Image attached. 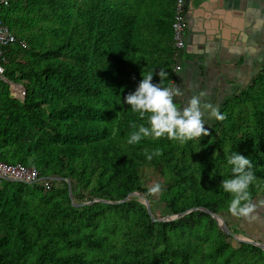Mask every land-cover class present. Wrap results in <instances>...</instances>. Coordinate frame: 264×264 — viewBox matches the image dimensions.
<instances>
[{
  "label": "trees",
  "instance_id": "1",
  "mask_svg": "<svg viewBox=\"0 0 264 264\" xmlns=\"http://www.w3.org/2000/svg\"><path fill=\"white\" fill-rule=\"evenodd\" d=\"M157 1L13 0L1 12L16 38L4 76L22 84L25 96L12 98L0 81V158L61 180L48 190L1 182L0 264H264L260 246L233 247L223 230L204 250L205 228L214 223L207 211L230 212L220 184L231 175L226 149L251 159V199L264 194V68L220 104L225 119L214 120L209 135L126 143L133 123L147 120L124 97L148 71L165 68L164 86L174 78L175 0L161 12ZM146 164L160 184L157 196L144 179ZM66 180L86 194L76 195L80 204ZM133 192L149 201L152 215L135 195L129 199ZM158 203L166 216L193 210L152 220Z\"/></svg>",
  "mask_w": 264,
  "mask_h": 264
},
{
  "label": "crops",
  "instance_id": "2",
  "mask_svg": "<svg viewBox=\"0 0 264 264\" xmlns=\"http://www.w3.org/2000/svg\"><path fill=\"white\" fill-rule=\"evenodd\" d=\"M216 3L239 16L231 19L236 22L234 27L212 33L214 24L208 33L192 32L187 37L183 54H178L180 68L172 79V85L184 93L176 98L182 105L194 93L204 91L205 99L219 108L247 88L264 68V0H216ZM12 87L9 85L10 96L22 101L24 98L12 93Z\"/></svg>",
  "mask_w": 264,
  "mask_h": 264
},
{
  "label": "clouds",
  "instance_id": "3",
  "mask_svg": "<svg viewBox=\"0 0 264 264\" xmlns=\"http://www.w3.org/2000/svg\"><path fill=\"white\" fill-rule=\"evenodd\" d=\"M186 40V38H185ZM154 72L148 71L142 75L135 89L127 93L123 102L146 118V124L133 123V130L127 138L129 145L139 143L143 138H161L176 140L181 144L188 141L201 139L210 133V120H223L222 113L205 97L207 93L199 91L190 96L186 104H181L176 98L184 93L176 85L164 86L163 79L169 72L160 67L158 72L159 81H154ZM20 84V83H19ZM227 164L231 166V175L221 180L220 184L224 192L230 194L228 210L236 216L255 219L253 215L256 205L252 202L250 186L255 180L251 159L239 152H229L227 149ZM155 149L154 153L159 154ZM154 153H147V159L151 160ZM150 191H160V184H155Z\"/></svg>",
  "mask_w": 264,
  "mask_h": 264
},
{
  "label": "rangeland",
  "instance_id": "4",
  "mask_svg": "<svg viewBox=\"0 0 264 264\" xmlns=\"http://www.w3.org/2000/svg\"><path fill=\"white\" fill-rule=\"evenodd\" d=\"M151 1V0H149ZM159 5H155L157 8L156 12L159 11L161 12V8L165 9V10H171V8H173V2L171 0H158L157 1ZM151 4V3H150ZM149 4V5H150ZM6 10V8H3L1 12H4ZM158 14V13H157ZM152 15V18L156 17V14L153 13V11L150 12V16ZM160 17H163L162 14H160ZM144 22V19H143ZM145 25V24H142ZM146 25L148 26V21H146ZM147 26L145 29V33L147 32ZM180 54H183V52H180ZM179 55H177V57L174 56V59L176 61L174 68H173V75L176 74V72L178 71V69L180 68V66L178 65V62L180 64V61H178ZM179 67V68H178ZM16 87H12V89L14 90L13 93H16V90L14 89ZM232 98V97H231ZM230 98V99H231ZM214 122L213 120H210V124H205V127H210L211 124ZM206 147L208 146H204L201 151L203 152V150L206 149ZM143 173H144V179L145 181H147L150 185H155L157 184V178L155 176V172L153 169V166L146 164L144 169H143ZM53 181H59L61 180V178H57L55 176H52ZM67 181V180H66ZM1 184V183H0ZM70 196L73 200V203L76 204H80V202L78 201L76 195L77 194H81L82 192L75 186L70 185ZM83 196H86L85 193H82ZM158 195V192H155V196ZM134 195H131L132 199ZM134 197H137L136 199L139 200L140 202L143 203V199L140 196L135 195ZM133 197V199H134ZM86 200V199H83ZM93 201H98V199H93L91 202ZM86 202H90V200L88 199ZM252 202L256 205V208L254 210L253 215L255 216V219H248V218H244L241 216H236L233 215L231 212H221L220 216L223 218V220L227 223L228 222V230L229 233L227 234L223 228L220 226V223L218 221L217 218H214V223L213 225L208 224L207 228L205 229H210V233L206 239V241L204 242V250L205 252L208 251V248H210V246L212 245V243H214V241L217 238H222L220 237L219 233L220 231L223 230L224 233H226L227 235H229L230 237H226V240L230 242V244L233 247H237L239 244L238 242H240L241 239H250L253 241H257L260 244L264 245V194H257L256 196H254L252 198ZM163 204H153V211L154 213H156V216H158L159 219L163 218V217H168L164 214L163 211ZM171 217V215H169ZM174 215H172L173 217ZM172 220V219H171ZM222 220V221H223ZM211 259V258H210ZM207 259V263L212 262L213 260L211 259Z\"/></svg>",
  "mask_w": 264,
  "mask_h": 264
},
{
  "label": "built area",
  "instance_id": "5",
  "mask_svg": "<svg viewBox=\"0 0 264 264\" xmlns=\"http://www.w3.org/2000/svg\"><path fill=\"white\" fill-rule=\"evenodd\" d=\"M12 1L13 0H0V81L9 83L11 87L13 82H9L4 76L5 53L16 41V38L5 25L1 17V11L3 8L9 6ZM173 12L171 26L173 30V47L175 49L176 57L186 46L185 38L187 34L188 18L186 16L187 10L185 0H175ZM21 44L26 47L25 42H21ZM16 95L20 98H24L25 89L22 84H20L19 93ZM2 181H20L28 184H36L45 190H48L51 189V182L53 179L52 176H41L35 166H27L19 162L7 163L0 158V183Z\"/></svg>",
  "mask_w": 264,
  "mask_h": 264
},
{
  "label": "water",
  "instance_id": "6",
  "mask_svg": "<svg viewBox=\"0 0 264 264\" xmlns=\"http://www.w3.org/2000/svg\"><path fill=\"white\" fill-rule=\"evenodd\" d=\"M185 4L188 6L187 12H186V16L188 18L186 41H187V37L189 38V36L193 34L192 32H197L198 34H201L204 32L208 33L209 28L212 27L214 24L216 28L215 29L212 28L214 29V30H211L212 33H215L216 30L221 32L223 30L229 29V27H234L236 24V22H232L231 20L232 17L234 16L232 14V11L228 12L223 7L219 8L218 4L216 3V0H185ZM238 16H234V18ZM241 27L242 26H240L239 28ZM13 84L16 86H20L19 83H13ZM67 183L70 189V183L68 181ZM132 194L140 196L143 199V203L146 206L149 214L152 215L149 201L145 197H143L139 192H133ZM128 198L129 197L127 196L125 200H127ZM105 202L112 203V201H105ZM192 210L193 209L188 210L178 215H174L173 217L171 215V217L168 216V217H163L161 219L152 218V220H161V221L171 220L177 217H181L184 214L189 213ZM207 212H209L213 218L219 217L221 218V220H223V218L219 214L211 213L210 211H207ZM220 226L223 228V230L227 234L229 233L228 226L224 220L222 221V223H220ZM239 239L241 241H245V242H249L254 245H258L264 250V245L260 244L257 241H253L250 239H241V238Z\"/></svg>",
  "mask_w": 264,
  "mask_h": 264
},
{
  "label": "bare ground",
  "instance_id": "7",
  "mask_svg": "<svg viewBox=\"0 0 264 264\" xmlns=\"http://www.w3.org/2000/svg\"><path fill=\"white\" fill-rule=\"evenodd\" d=\"M14 89L16 90V93H15V94L19 93V86H17V88H14ZM217 219H218V221H219L220 223H222L221 218L217 217Z\"/></svg>",
  "mask_w": 264,
  "mask_h": 264
}]
</instances>
